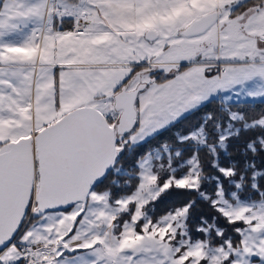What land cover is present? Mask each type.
Listing matches in <instances>:
<instances>
[{
	"label": "snow or ice",
	"instance_id": "snow-or-ice-1",
	"mask_svg": "<svg viewBox=\"0 0 264 264\" xmlns=\"http://www.w3.org/2000/svg\"><path fill=\"white\" fill-rule=\"evenodd\" d=\"M264 0H0V264H264Z\"/></svg>",
	"mask_w": 264,
	"mask_h": 264
},
{
	"label": "trees",
	"instance_id": "trees-1",
	"mask_svg": "<svg viewBox=\"0 0 264 264\" xmlns=\"http://www.w3.org/2000/svg\"><path fill=\"white\" fill-rule=\"evenodd\" d=\"M255 107H256L257 110H258L260 107H264V105L256 104Z\"/></svg>",
	"mask_w": 264,
	"mask_h": 264
}]
</instances>
